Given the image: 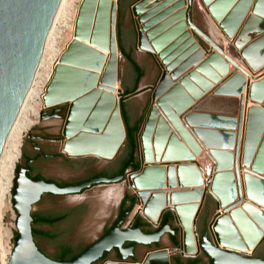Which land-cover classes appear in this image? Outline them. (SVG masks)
Segmentation results:
<instances>
[{"label": "water", "instance_id": "95a60500", "mask_svg": "<svg viewBox=\"0 0 264 264\" xmlns=\"http://www.w3.org/2000/svg\"><path fill=\"white\" fill-rule=\"evenodd\" d=\"M146 1L140 0L131 8L136 16L138 9H141ZM203 1L208 6L213 18L220 22L223 31L233 39L235 49L246 64L253 71L261 70L264 67V0ZM61 2L62 0H0V156L34 82L47 38ZM182 3V1H178L173 11L180 8ZM192 3L193 0H189L188 10L179 11L159 25H157V19L151 18L154 13H148L141 19L146 20V25L151 28L150 36L155 40V46L163 49L162 54L173 60L171 70L174 77H180L188 68L198 64L205 54V50L201 47V41L199 42L191 34L188 30L189 27L210 43L209 51L214 50L211 53L207 51L208 58L196 70L183 77L181 83L185 86V90L180 84H172L163 70L156 86L150 87L154 89V101L163 90L172 86V89H168L170 91L161 97V107L166 112L171 106L178 110L173 115L174 123L183 139L193 148L195 153H198L200 148L190 132L182 125L179 114L186 111L194 100H198L202 96L203 91L200 92L196 88L195 82L206 91L211 87L208 79H218L211 68L212 65L217 66L224 73L229 71V63L235 67V71L228 78L227 83L214 95L205 97L185 117L186 123L194 126L204 144L211 148L215 162L213 172L208 175L197 163L189 161L190 159L177 162L188 159L190 153L184 146H181L178 137L174 134L171 135L169 126L162 119L158 123V132L154 137L155 154L153 155L152 151H149L146 144H144V150L141 153L140 133L143 120L132 140L134 151L131 159L124 165L123 170L113 177L97 176L77 184L60 186L43 178L32 180L27 176V170L19 166L15 171L12 191L17 229L14 245L6 264H94L99 262L105 253L111 251L115 252L116 259L108 257L100 264H133L139 262L142 264H170L167 247L152 249L148 251L143 261H134L135 246L124 247V245L135 243L150 246L160 242L166 234L171 236L173 242L176 231L170 219L175 217L177 221L173 209L170 210L173 216L170 217L166 214L160 226L150 233H145L139 222L133 227L130 225L124 227L125 216L131 213V210L121 212L119 218L103 235L74 257L62 261L47 256L39 249L34 239L32 224L34 205L46 193L59 196L82 194L95 186L111 185L125 180H128L129 186L136 191L137 201L140 203V196L142 203H145V211L155 214V212L160 211L165 196L160 192L151 194V189L162 188L166 185L165 174L170 188L175 187L177 183L182 188L200 187L204 182L203 175L207 177L204 190L195 188L192 191L175 192L172 194L173 202L198 201L210 188L217 195L211 192L207 194L215 200L216 208L222 210L216 212L212 217L207 214L200 234L198 233L197 221L195 224L199 236L198 244L202 250L201 254L209 259V264H264V257L255 255L264 243V74L259 76V78L263 77L262 79L250 84L251 79L257 78L242 68L208 34L191 21ZM116 7L117 4L114 3L110 28L111 48L114 55L107 66L103 80L106 88L92 90L95 86L93 80H88V73L84 71L85 69L77 68L78 64L73 67L63 64L57 65L56 73L47 87L44 98L45 105L54 108V112L51 116L42 117V120L55 117L60 106L67 105L63 134L67 139L70 136H73V139L71 142H66V147L72 145L73 148L77 147L83 152H96L109 157L114 154L115 148L126 138L120 101L116 99L113 88L118 78L117 58L115 57L117 46L115 37ZM100 31L101 33L98 32L99 35L103 33V29ZM137 32L139 47L145 49L138 26ZM95 39L97 38L95 37ZM101 45L103 46L102 43ZM108 46L105 41L104 47L107 49ZM76 56L73 53L68 54L65 60L68 63L80 61L85 68L92 69L99 67L105 60L104 58L97 61L98 58L96 57L83 60L82 57ZM245 77L249 79V82L246 80L245 83ZM234 80H241L242 82V89L239 92L241 98L237 111L239 118L235 117L237 113L234 114V118L206 114L205 108L210 107L209 105L217 100V95H220L222 90ZM245 90L248 94L247 98L241 94ZM187 91L191 95L190 97ZM139 93L140 91H136L130 94L128 98ZM250 99L254 106L247 110L242 163L245 167H251L252 170L248 172L249 170L246 169L247 172L243 176L247 200L244 202L239 168V150L244 105ZM226 100L231 101V99ZM232 101L237 102V99L234 98ZM212 120L232 121L233 126H230L232 130L238 127L235 142L229 148L214 145L213 137L217 134L230 136L233 134L206 130L208 129L206 125ZM152 123H154V114L149 111L145 124V135L150 132ZM166 143L167 151L163 156V161H167L166 164L169 165L167 170L163 164L153 163L155 160H160L162 148ZM147 145L149 146V144ZM136 148L140 165L137 170L128 171L127 167L132 165L134 161ZM233 148L236 152H233ZM173 163H176L177 166L175 167ZM207 195L205 193L203 197L202 207ZM185 208L187 213L193 216L199 207L195 203ZM139 214L143 215V213ZM139 214H136L133 220ZM147 220L153 224L148 218ZM180 237L181 243L179 245L174 244L173 248L184 249L182 230ZM184 253L186 252L184 251ZM182 255L192 256L189 253H182Z\"/></svg>", "mask_w": 264, "mask_h": 264}, {"label": "rangeland", "instance_id": "374dc122", "mask_svg": "<svg viewBox=\"0 0 264 264\" xmlns=\"http://www.w3.org/2000/svg\"><path fill=\"white\" fill-rule=\"evenodd\" d=\"M112 1L113 0H86L79 9L77 7H74L72 9L71 23L69 26H67L63 30V36L57 48V54L59 58H58V62L56 63H59L58 65L63 64V65L72 66V67L75 64L76 65L78 64L76 66L77 68L86 69L83 66V64H81L82 62L80 61L78 63L77 62L68 63L65 60L66 56L68 54L73 53L77 55L79 58L82 57L83 60L85 58L90 59L92 57V59H94L96 57L98 58L97 61H100L101 59L106 58L107 52H110L111 57H112L114 54L111 48L110 28H111L112 13H113V10L111 9L113 8V4L116 3L117 7H116V12H115V37H116L117 46H116V56L115 57L117 58L119 79L121 78L123 80V83L127 82L128 84L135 85L134 87L137 89L136 91H140L138 95L130 99H126V97H121L120 103L125 101L126 105H128L130 108L133 109L134 113L137 112L138 114H140L141 111H143L142 118L144 120V123L142 125L140 138L142 137L144 144L145 143L149 144V146L147 147L149 151H152V145L150 146V144L153 141L154 148H155V141H154L155 138L154 137L158 132L157 131L158 124H155L156 122L154 121V123L151 124L152 127H150V130H149L150 132L147 133L146 135L144 134V130L146 127L145 124L147 122L148 113L150 111V108L153 102L154 89L150 87H155L156 84L158 83L162 75V68L160 67V64L156 61V59H154L153 56H149L137 48V40H138L137 16L133 13L131 8L136 4L138 0H124L125 5H121L122 0H115V2H112ZM195 1L196 2L193 3L194 5L193 19L196 21V23L199 24V26L201 27L203 31L205 30L204 32H206L225 51V53H227L229 56H231L235 60L239 61V63H241L240 64L241 66L244 65L247 68L246 62L241 58L240 53L235 49L234 45L232 44L233 41L231 43L229 42L228 36L224 35L220 27L218 26V23L206 11L205 7L201 3L202 1L201 0H195ZM126 2L128 4H126ZM119 4H120V7L118 8ZM120 15L122 16V25H123L122 27L124 28V31L133 30V27L136 31V35H134L133 33V36H135V40H136V45H135L136 49L134 52V58L132 60L138 62L139 65L144 70L143 72H145L144 77L141 79V81L138 84L135 83L136 82L135 76H136L137 69L134 68L131 60L127 59L122 54V52H119L118 40H117V34L119 38V24L117 25V17L119 19ZM100 29L101 30L103 29V33L101 35L98 34V32L101 33ZM95 37L97 39H95ZM230 39L232 40V38ZM105 41L109 45L107 49L104 47ZM101 43L103 44V46L101 45ZM202 44L206 51L210 50V46L207 42H204L203 40ZM56 63H54V67ZM39 71L42 72L43 69L41 68ZM233 71H234V68H233ZM55 73H56V70H55ZM117 81H118V86H119V80L117 79ZM116 85H117V82L115 83L113 87L115 89L114 95L116 99H119L118 97H120V93L119 91L116 90L115 88ZM92 90H95V89H92ZM141 90H144V91H141ZM252 106H254V103ZM37 107H39L44 112V110L50 109L51 106L46 107L43 105L42 101H39L37 103ZM64 115L65 117L61 115L59 118H53L49 120L41 119L38 123L28 128L24 132L23 141L21 145V155L24 151V148H26L29 145V141L32 138V136L36 134L55 135L57 138L40 139L38 142L47 148L53 149L58 156L59 155L66 156L67 154L68 156L71 157L73 162L65 163L64 158L59 161L49 162L44 165L43 172L46 174L47 177L55 179L61 184H65V183L66 184H77L85 180L89 176H91L97 170H100L102 166L101 163L97 164L96 166L90 164V162H87L86 159H88V157L86 158V156H97V157L102 158L103 160H105V156H102L100 154H92L90 152H83V150L81 149L78 150L75 148H70L69 150L65 151L66 154H64L62 151V148H63L64 142L67 139L66 136L63 134V127H64L65 119L67 116L66 112H64ZM234 130L236 131V129ZM234 136H236V134ZM234 136H231L232 140L235 139ZM241 137L243 139V133ZM242 139H241V144L243 143ZM178 140L180 141L179 138ZM241 152H242V145H241ZM79 157H82V158L84 157V159L79 158ZM65 160H68V158L65 157ZM197 160H199L197 161L198 164H201L203 166L205 165L206 168L204 169L209 172L208 175H210V173L213 172L214 164H212V162L210 161L211 159H209L207 154L205 153L201 154L200 156H198ZM21 161H22V156H20L17 162V165L20 164ZM239 165H241V162L239 163ZM242 172L245 174V172L240 168L241 180H243L242 177L244 175L242 174ZM114 185H116L117 188L122 186V190L120 192L121 194L120 200L122 199V196L125 192H130V193L134 192L136 194V191L133 190L129 186L128 180L122 181ZM111 186L101 185V186L92 188L91 190L86 191L82 194H78V195H68V196H62V197L46 196L44 203L41 204V206H44L46 208L71 207V208L77 209L78 216L76 219V232L74 236L70 237L71 241L75 245L76 251H81L83 248H85L90 243L95 241L98 237L102 235L104 229H107L112 225L114 218L119 210L118 203L120 202V200L116 202L111 198L112 197L111 194H110L111 197L108 196L107 192H109V189H111ZM10 200H11V196H8L5 208L2 211L3 219L0 222V237H1V242L4 246V251L7 254V261L10 257V252L14 245V238L16 236V229L12 225V218L14 214L9 209ZM140 206L141 204L138 201H136L130 215L126 219V222L124 224L125 226H128V224L133 219L135 213L137 212ZM36 207L37 205H34V208ZM215 208H216L215 200L210 195H207L206 201L204 202V205L202 207V210H201V213L198 219V222H199L198 226H200V228L198 226L197 228H198L199 234L201 231L200 229L202 228L201 223L203 222L204 218H206L205 216H207V214H211V210H214ZM169 213H171V215L173 216V213L171 211ZM138 216H142L143 219L147 221V218L145 216L143 215H138ZM170 222L173 228H177L179 230L177 237H178L179 244H180L181 243V237H180L181 230H180V227H178L175 217L172 218ZM39 242L42 248H44L48 252H56L59 244L61 243L60 240H52V241L40 240ZM170 246L173 247L174 244L171 240V236L169 234H166L161 239L160 247L171 248ZM146 252H147V248L140 246L137 252L136 259L138 261H143V259L145 258L147 254ZM258 252L263 253L264 255V243L261 245ZM171 256L173 260L172 264H176L175 259L180 258L183 261L188 260V258L182 255L180 252L172 253ZM197 259L203 260L204 264H209V259H207L202 254L199 255ZM3 260L5 259L0 258V264H2Z\"/></svg>", "mask_w": 264, "mask_h": 264}, {"label": "bare ground", "instance_id": "6f19581e", "mask_svg": "<svg viewBox=\"0 0 264 264\" xmlns=\"http://www.w3.org/2000/svg\"><path fill=\"white\" fill-rule=\"evenodd\" d=\"M85 1L86 0H62L61 5L59 7V10L57 12V15L54 19L51 31H50L49 36L47 38V42H46V45L44 48V52H43L38 70H37L36 75H35L34 82L31 86L29 93L27 94V97L23 103V106H22L20 113L17 117V120H16V122H15V124H14L8 138H7V141L5 143V146H4L3 151L1 153V156H0V222L3 219L2 211L5 208L8 196H11V200L9 202V209L14 214V216L12 218V225L15 227V229H17L16 212H15V209L13 206L12 191H13V182H14L17 162L21 156V145H22V141H23L24 132L28 128H30L32 125L38 123L43 117V114H42L43 111L39 107H37V103L39 101H42L43 105L46 106L45 105V99H44L45 95H46V89H47L49 82L51 81V79L53 78V76L55 74V70H56L57 65L59 64V63H56V62H58V58H59L58 54H57V48H58L59 42L63 36V30L67 26H69L71 23V20H72L71 11H72V9L74 7H77L79 9ZM178 1H181V0H147L145 5L143 7H141V9L140 8L138 9L137 26L139 27L141 34H142V41H143L142 44L145 46L144 50L149 51V52L152 51L154 53V55L158 58L161 66H162L161 68H162L163 72L167 75V77L170 79L172 84H174V85L180 84L185 90V86H183V84L181 83V80L189 72L193 71V69L196 70V68L203 61H205L208 58V54L206 53V50L203 48L205 50V54H204L202 60L198 64L193 65L190 68H188L180 77H174V76H172V70H171V65H172L173 60L169 59L167 57V55L162 54L163 49H159L158 47L155 46V40H153V38H151V36H150L151 28H149L146 25V20L141 19V18H143L144 15H146L148 13H154L151 18L157 19L156 22H157V25H159V24H161V22L168 20L170 17L177 14L179 11H186L185 9L188 8L189 0H184V5H182L177 10L173 11L174 6ZM201 1L204 2L203 0H201ZM112 2H115V0H113ZM203 4L206 7H208L205 3H203ZM183 8H184V10H182ZM207 10H208V8H207ZM209 14L211 15L210 12H209ZM216 22L218 23V26L220 27V29L224 33V35L228 36L223 31V29L221 28L220 22H218V21H216ZM188 30H189V28H188ZM193 32L194 33H191V34L196 39L199 40V38H197L196 35H198V37H200L201 35H199L197 32H195L194 29H193ZM201 37L211 47L210 43L203 36H201ZM228 38H229V42L231 43L233 41V39L231 40L230 39L231 37H229V36H228ZM200 41L201 40H199V42ZM202 41H201V47L203 45ZM232 44H234V43L232 42ZM213 51L214 50L212 49L209 52L211 53ZM106 54H107V56H106L104 62L101 63L99 67H97L96 69L86 68L84 70L86 73H88V76H87L89 78L88 80H93V83L95 84L93 89H95V90H102V88H106V84L104 83L103 80H104V77L106 75L107 66L111 60V58H110L111 53L107 52ZM60 59H61V57H60ZM235 61L237 62V60H235ZM59 62H60V60H59ZM54 63H56L55 67H54ZM237 63L240 65L239 62H237ZM231 65L233 66L234 71H235L234 65L229 63L230 67H231ZM212 66H213V72L217 75L218 79H216V80L208 79L209 82L211 83V87L209 89H207L205 91L200 84H198L196 82L194 83L196 88L198 90H200V92L205 91V93L208 96L212 95L213 92H216L219 85L222 82L226 81L231 76L230 71L232 70L231 69L227 73L226 72L224 73L217 66H214V65H212ZM41 68L43 69L42 72L39 71ZM234 71H232V73ZM249 74H251V73H249ZM118 87L119 86H118V81H117V85L115 86L116 90H118ZM170 88L172 89V86L168 87L166 90H163L161 92V94L153 101L150 111L154 114V121L156 122L155 124H158L160 119H162L164 122H166V124L171 129V134H174L176 137H178L180 139L181 146H184V148H186V150L190 153V156L188 157V159H183V160H180L177 162L188 161L190 159L189 161H193L196 163L195 160H197L198 156L205 153L212 160V162L215 163L213 160L214 158L211 154V148L207 147L204 144V142L201 140V138L197 134L195 127L186 123V118H185L186 114L188 112L192 111V108H195L197 106V103L194 102L188 109H186V111L180 113L179 119H181L182 125L184 126V128L186 130H188L190 132L191 136L193 137V139L195 140V142L199 146L200 151L198 153H195L193 148L183 139V137L180 134L179 129L177 128V125L174 123V116L173 115L175 113H177L178 110H176V108L174 106H171V108H169V110L167 111V112H169V111H171V112L169 114H167V112L161 107V104H160L161 100L160 99L162 96L166 95V93H168L171 90ZM168 89H170V90H168ZM187 94L189 95V97L191 96L188 91H187ZM203 94H202L203 97L202 96H201L202 98L200 97L201 100L199 102H201L205 97H207V96H205V94L204 95ZM242 95L245 96V98H247L248 97L247 91H246V93H244ZM240 98H241V96H240ZM246 103H249V102H245V104ZM46 107H49V106H46ZM50 108H52V107H50ZM237 117L239 118V114L237 115ZM246 125H247V111L246 112L244 111L243 119H242V123H241V135L243 133V139H242V137H241V139H242L243 143L241 144V141H240L239 163L241 162V165H239V168H241L245 173L247 172L246 169L249 170L248 172H250L252 170L251 167H245L242 163ZM237 132H238V127L236 128V135H237ZM71 138H73V136H70L69 139H71ZM141 143H142V145H141ZM145 144H146V146H148L147 143H145ZM151 145H152V152L151 153L154 155L155 154V148H154L153 141L151 142L150 146ZM241 145H242V152H241ZM140 146H141V149H140L141 153H143L144 143H143L142 137L140 138ZM162 149L163 150H162V155L160 157V160L159 161L155 160V162H153V163H158V164L161 163V164H163V166L166 165V170H167L169 165L166 164L167 161L166 162L163 161V156H164L165 152L167 151V143L165 144V146ZM233 152H236V150L233 149ZM173 164H174V166H177L176 163H173ZM242 174H244V173L242 172ZM203 177H205V178H203L204 182H203L201 187L204 190L205 185L207 183V179H206L207 177L204 175H203ZM177 182H178V179H177ZM241 183H242V194H243V198H244L243 201L245 202L247 200H246L244 179L241 180ZM195 188H198V187L188 186V187L182 188L181 186H179L178 183L175 187L170 188L168 186V183H166V185L162 188L151 189V194L153 192H160V193L166 194L165 200L162 203L160 211L155 212V214H152V212L147 213L145 211L146 205H145V203L144 204L142 203L141 197L139 196L141 206L138 208L135 215L139 214V213H143V215H145L156 226H159L161 217H162L164 212L173 209V211L176 214L178 224L180 225L181 230H182L184 249H176V248H173L171 246H170L171 248L167 249L170 264H172V256H171L172 253H175V252H180L181 254L182 253L183 254L189 253L190 255L195 256V255H198L202 252V250L198 244V237L199 236L197 235V230L195 228V224L197 221V216L202 209L203 197H204L205 193L207 195L210 192L215 194V192L211 188L208 189L207 191H205L203 197L198 201H177V202L172 201V194L173 193L180 192L182 190L192 191ZM121 190H122V186H120L118 188L116 186H114L111 189H109V192H107V193H108V196H110V194H111L112 197L111 196L110 197L114 201L117 202L120 200ZM137 192H138V190H137ZM195 203L198 204L199 208L193 216L189 215L187 213L185 207H187L189 205H193ZM184 251L186 253H184ZM0 258L5 259L2 261V264L7 263V254L4 251V246L1 242V237H0ZM133 264H142V262L133 263Z\"/></svg>", "mask_w": 264, "mask_h": 264}, {"label": "flooded vegetation", "instance_id": "af4514ba", "mask_svg": "<svg viewBox=\"0 0 264 264\" xmlns=\"http://www.w3.org/2000/svg\"><path fill=\"white\" fill-rule=\"evenodd\" d=\"M138 1H140V0H138ZM181 1L183 2L182 5H184V0H181ZM195 2L196 1L193 0V3H195ZM193 3L191 6V9H190V18H191V21L201 29L199 24L196 23V21L193 19V12H194L193 11V9H194ZM201 3L203 4V2H201ZM121 5H125L124 0H122ZM203 6L205 7L206 11L209 13V11L207 10L208 7H206L204 4H203ZM119 7H120V4L118 5V8ZM188 8H189V3H188ZM188 8L185 10H188ZM182 10H184V8ZM118 24H119V38H118V34H117V40H118L119 52H122V54L127 59L131 60L132 65L134 66L135 69H137V66H139L142 69V67L139 65L138 62L132 60L134 58V52L136 49L135 48L136 40H135V36H133V33H134V35H136V31H135L134 27H133L134 32H133V30L124 31V28L122 27L123 25H122V16L121 15L119 16V19L117 17V25ZM117 25H116V27H117ZM189 30L191 31V33H194L192 28L189 27ZM204 33H206V32H204ZM196 36H197V38H199V40H201V41L204 40L201 36L200 37H198V35H196ZM202 47H203V45H202ZM120 48H121V50H120ZM137 48L140 51L144 52L145 54H147L149 56H153L154 59H156V61L160 64L158 58L154 55V53L152 51L149 52V51H146V50L142 49L141 47H139L138 40H137ZM160 66H161V64H160ZM211 68L213 70V66H211ZM144 75H145V72H143V75H142V77H140V80L138 81V83L141 81V79L144 77ZM138 77H139V73L137 70L136 76H135L136 82L138 80ZM117 79L119 80V89L117 90L120 93V97H118L119 101H120L121 97H126V99H130V98H128V96L130 94L134 93L137 89L135 88V90L132 93L126 94L124 91L123 85H124V83H127V82L123 83V80L121 78L119 79V73H118ZM123 104H125V106H126V113L128 116L129 125L138 126L137 130L133 133L132 139H130L128 137L127 128L125 126L123 116L121 113L122 120H123V123L125 126V132H126L125 140L119 146H117L115 148L114 154L112 155L111 159H109L107 161L103 160L102 158L97 157V156H86V158L88 157V159H86V158L85 159L87 160V162H90V164L96 166L97 164L101 163L102 166H101L100 170H97L95 173H93L91 176H89L88 178H86L83 181H86L88 179H91V178H94L97 176H104V177L116 176L123 170L124 165L131 159V156L133 155V151H134V148L132 147V140L135 138L136 133H137L140 125L142 124V122L139 124L140 116L131 115V113L128 112L127 105H126L125 101H123ZM66 107H67V105H61L60 110H58L56 112L57 116L51 117L49 119L59 118L61 115L65 117L64 112H66V110H65ZM120 111H121V107H120ZM53 112H54V108L44 110L43 116H51L53 114ZM49 119H46V120H49ZM131 128H133V127H131ZM48 135L36 134V135L32 136V138L29 141V145L26 148H24V151L21 155L22 161L20 162V164L17 165L16 168H18L19 166H22L23 168H25L27 170V176L29 178H31L32 180H37L39 178H43L46 181H53L60 186L66 185V183L61 184L57 180L47 177L46 174L43 172V167L46 163L59 161L63 158H64L65 163H72L73 162L71 157L68 156L65 152H63V153L66 154V156H62V155L58 156L53 149L47 148L38 142L40 139L57 138L53 134L49 135V136ZM102 156H105V155H102ZM65 157L68 158V160H65ZM79 158H82V157H79ZM82 159H84V157ZM136 165H140L137 148L135 149L134 161H133L132 165H129L127 167V170L128 171L137 170L135 168ZM126 175H127V173H126ZM83 181H81V182H83ZM46 196H48V197H62L59 195H51V194L46 193L42 196L40 201L37 202L35 205L41 206V204L44 203ZM134 197L136 198V201H137V197L136 196H134ZM128 210L132 211V209H129V205L125 204V205L121 206V202H120L119 210H118V212L114 218L113 223L119 218V215L121 212H126ZM169 212H170V210L166 211V213L164 212L163 215L165 216L166 214H168L170 217H172L171 213H169ZM200 213H201V211H200ZM200 213H199L198 218H197V226L199 225L198 219H199ZM129 215H130V213L126 214L125 222H126V219ZM163 215L161 217L159 226H160L161 222L163 221V218H164ZM32 216H33V223L32 224H33V229L35 231V234L33 233L34 239L36 241L37 246L39 247V249L43 253H45L47 256H49L53 259H56V260L60 259V255L62 254V252L64 251L65 248H70L71 251L74 253H80V251H76L75 245L73 244V242L70 239V237L74 236L75 232H76V219L78 216L77 209H74L71 207H62V208L55 207V208H48V209H41V208L39 209V207H38V209L37 208L33 209ZM42 216L47 217V218H55V219L57 218V220L54 223H50V224L49 223H39L36 219H38V217H42ZM147 221H145L142 216L137 215L136 218L134 220L132 219L128 225L133 227L137 222H139L140 227L142 228V230L145 233H150V232L155 231L158 226L151 224ZM170 221H171V219H170ZM125 222L123 224H125ZM146 222L149 224H147ZM203 222H204V220H203ZM177 224H178V221H177ZM123 226L125 227V225H123ZM178 227H180L179 224H178ZM198 227L200 228V226H198ZM201 227L203 228V226H201ZM109 228L104 229L103 233L106 232ZM202 228L200 230H202ZM174 229L176 231L175 239L178 240L177 235H178L179 230L177 228H174ZM38 231H40L41 233H39ZM103 233H102V235H103ZM40 240H44V241L60 240L61 243L59 244L56 252H48L44 248H42V246L39 242ZM131 245L135 246L133 260L138 261L136 259L137 258L136 256H137V252H138V249L140 246L146 247L147 248L146 253H148V251L155 249L157 247H160L161 241L156 243V244H151L150 246H143V245H138L135 243H126L124 245V247H128ZM199 255H201V253L198 255H195L194 259H197ZM255 255L264 257L263 253H260L258 251L256 252ZM108 257L112 258V259H116L115 252L111 251L110 253H105L103 258L99 262H96L94 264H100L104 259H106ZM190 259L191 258L188 257V260L184 261V264H190V262H191V261H189ZM197 264H204V262H203V260L198 259Z\"/></svg>", "mask_w": 264, "mask_h": 264}, {"label": "crops", "instance_id": "0c3cea01", "mask_svg": "<svg viewBox=\"0 0 264 264\" xmlns=\"http://www.w3.org/2000/svg\"><path fill=\"white\" fill-rule=\"evenodd\" d=\"M126 4H128V3H126ZM205 31V30H204ZM237 62H239V61H237ZM241 64V63H240ZM245 69H247L254 77H256L257 79H251V81H250V84H252L253 82H256V81H259L260 79H262L263 77H260L259 78V76H261L262 75V73L264 74V68L262 69V70H259V71H253V69H251L247 64H246V66H247V68L244 66V65H242ZM232 69V70H231ZM230 72H231V75H232V71H233V67L231 66H229V69H228ZM226 78V77H225ZM246 80H247V82H249V79H247V77H245V83H246ZM222 81V80H221ZM227 81H228V79L226 80V81H224V82H222L220 85H219V87H218V89L217 90H219L221 87H223L226 83H227ZM133 83V82H132ZM219 84V83H218ZM135 85H131V84H128V83H124V85H123V88H124V91H125V93L126 94H130V93H132L134 90H135V87H134ZM200 88V87H199ZM241 89H242V82H241V80H234L233 82H231L228 86H227V88H225V89H223L222 90V92H221V94L220 95H217L218 97H217V100H215L214 102H212V104H210L209 106L210 107H207V108H205V113L206 114H210V115H218V116H226V117H229V118H234V114H236L235 115V117H237V115H238V108H239V99H240V95H239V92L241 91ZM216 90V91H217ZM204 94H205V96H208L206 93H205V91L203 92ZM215 92H213L212 93V95L214 94ZM244 93H246V90L244 91V92H242L241 94H244ZM203 94V95H204ZM203 97V96H202ZM201 97V98H202ZM201 98L200 99H198V100H194V102H196L197 104H198V102L201 100ZM234 98H236L237 99V102H233L232 100L234 99ZM220 99H222V100H220ZM226 99H231V101H229V100H226ZM193 102V103H194ZM253 105V101H249V103H246L245 104V106H244V111L246 112L247 110H248V108H250L251 106ZM261 106H263V104H261ZM127 109H128V112H130L131 113V115H138V116H140V118L143 116V111H141V113L140 114H138L137 112L136 113H134L133 112V109L132 108H130L128 105H127ZM203 113V112H202ZM248 113V112H247ZM130 127H134L135 125H129ZM230 126L232 127L233 126V122L232 121H218V120H212V121H210L207 125H206V127L208 128V129H206V130H212V132H223V133H225V134H233V136L236 134V131L235 130H232L231 128H230ZM214 139V141H213V143H214V145L215 146H217V147H221V148H225V147H227V148H229L231 145H233V143L235 142V139L234 140H232L231 139V136L230 135H224V134H217L215 137H213ZM234 138H235V136H234ZM71 139H73V138H71ZM71 139H66V141L64 142V144H63V148H62V151L63 152H65V151H67V150H69L70 148H73V146L72 145H69V147H66V142L68 141V142H71ZM75 149H78L77 147H75ZM78 150H80V149H78ZM90 153H92V154H98V153H96V152H90ZM208 156V155H207ZM112 157V156H111ZM111 157H109V156H105V160L107 161V160H109V159H111ZM210 159V158H209ZM196 161V163H197V161H199V160H195ZM211 162H212V160H210ZM198 164V163H197ZM212 164H214L213 162H212ZM199 166H201L203 169L204 168H206L205 167V165L203 166V165H201V164H198ZM165 167V169H166V165L164 166ZM176 167V166H175ZM205 170V169H204ZM207 173H209L207 170H205ZM165 178H166V183L168 182V179H167V175L165 174ZM116 184H118V183H116ZM112 185V186H111ZM111 185H109V186H111V188L112 187H114V186H116V185H114V184H111ZM95 187H98V186H95ZM95 187H93V188H95ZM198 188H201V189H203L201 186L200 187H198ZM92 189V188H91ZM91 189H89V190H91ZM89 190H87V191H89ZM125 193H128L129 195H131V196H135V193L134 192H132V193H130V192H125ZM125 193H124V195H125ZM134 193V194H133ZM74 195H78V194H74ZM124 195L122 196V198L124 197ZM66 196H68V195H66ZM164 196L166 197V194L164 193ZM120 202H121V200H120ZM120 202L118 203V204H120ZM126 205H130V202L129 201H127L126 202ZM38 207H39V209L41 208V209H48V208H46V207H44V206H37L36 208L38 209ZM222 209H218V208H215L214 210H211V217L213 216V215H215V213L216 212H220ZM206 217V216H205ZM205 219V218H204ZM203 224H204V222H202L201 223V226H203ZM186 257V256H185ZM194 257L195 256H190L189 258H191L189 261H193V260H198V259H194ZM188 258V257H187ZM180 259V258H179ZM183 263H184V261L182 260V259H180Z\"/></svg>", "mask_w": 264, "mask_h": 264}, {"label": "trees", "instance_id": "16d2710c", "mask_svg": "<svg viewBox=\"0 0 264 264\" xmlns=\"http://www.w3.org/2000/svg\"><path fill=\"white\" fill-rule=\"evenodd\" d=\"M137 70H138V73H139V77H138V80H137L136 84H138V81L140 80V77H142V75H143V70L139 66H137ZM120 107H121V113H122V116H123V120H124L125 126L127 128L128 137L130 139H132L133 133L137 130L138 126H134L133 128H131L129 126L128 116H127V113H126V106H125V104H123V102H121ZM139 121H140L139 122V124H140L143 121V118L141 117ZM138 167H139V165L135 166L136 169H138ZM127 201L130 202L129 209H133V207H134V205L136 203V198L131 196V195H129L128 193H125L124 197L121 200V206L125 205ZM36 220L39 223H49L50 224V223H54L57 220V218L56 219L55 218H47V217H43L42 216V217H38V219H36ZM38 232L41 233L40 231H38ZM33 233L35 234L34 229H33ZM173 244L179 245V240L175 239L173 241ZM77 254L78 253L72 252L70 248H65L64 251L62 252V254L60 255V259L59 260H61V261L62 260H68V259L74 257ZM175 261H176L177 264H184L180 259H175ZM197 263H198V260H193V261L190 262V264H197Z\"/></svg>", "mask_w": 264, "mask_h": 264}]
</instances>
